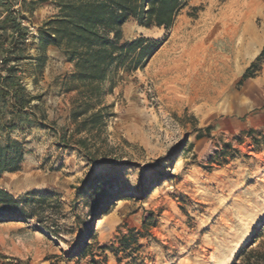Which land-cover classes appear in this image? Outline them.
Returning <instances> with one entry per match:
<instances>
[{
	"label": "rangeland",
	"instance_id": "rangeland-1",
	"mask_svg": "<svg viewBox=\"0 0 264 264\" xmlns=\"http://www.w3.org/2000/svg\"><path fill=\"white\" fill-rule=\"evenodd\" d=\"M37 6L54 12L46 0ZM122 33L160 44L142 69L114 75L104 98L112 115L89 146L93 161L59 138L73 129L71 101L68 107L61 97L68 71L61 56L47 55L41 70L23 61L41 98L34 123L9 132L27 152L0 183L24 178L17 189L1 186L14 196L50 192L62 216L44 215L58 224L57 236L35 217L0 222V264H230L264 223V61L239 83L244 47L264 45V0H190L168 30L130 19ZM83 179L102 188L90 197ZM94 198L108 200V211L92 238L79 242L76 216L90 221ZM128 234V248L116 254ZM85 242L86 255L73 256Z\"/></svg>",
	"mask_w": 264,
	"mask_h": 264
},
{
	"label": "trees",
	"instance_id": "trees-1",
	"mask_svg": "<svg viewBox=\"0 0 264 264\" xmlns=\"http://www.w3.org/2000/svg\"><path fill=\"white\" fill-rule=\"evenodd\" d=\"M38 1L23 0V12L32 11ZM53 6L54 12L38 26V44L32 57H25L27 45L18 22L7 7L5 22L0 24V180L5 172H17L27 152L23 142L10 138L9 132L23 126H31L34 121L33 100L41 95H31L19 83L17 64L22 60H31L41 70L46 61L49 47L58 49L68 63L73 64L69 75L63 79L64 92H75L71 98L69 120L73 129L60 135L65 141H74L79 149L86 150L89 161L94 160V152L89 146L96 136L105 130V122L112 115L109 104L104 98L112 89L113 77L119 69L126 72L142 69L158 48L160 41L139 36L124 39L123 25L133 19L145 28L163 27L168 30L176 20L177 14L190 0H46ZM8 0H0V5L8 6ZM19 30L16 39L6 35V31ZM5 44L8 46L5 47ZM257 57L248 65L239 83L254 76L255 68L264 61V45ZM14 62V65L10 63ZM36 81V80H35ZM33 81V82H35ZM78 134H84L74 138ZM83 187L89 186L88 196L102 188L100 181L83 179ZM110 202L94 198L88 206L87 217L90 221L81 222L77 217L79 242L92 238L94 224L108 211ZM46 213L50 216H62V203L50 192L26 191L18 196L12 195L0 183V222L21 221L29 217L39 222L51 235L57 236L58 224H46ZM57 222V221H56ZM119 237V247L113 251H125L127 239ZM89 243L85 242L76 252L77 257L86 255ZM72 256V257H73ZM88 264H101L94 259ZM230 264H264V223L261 224L247 242L239 246Z\"/></svg>",
	"mask_w": 264,
	"mask_h": 264
},
{
	"label": "built area",
	"instance_id": "built-area-1",
	"mask_svg": "<svg viewBox=\"0 0 264 264\" xmlns=\"http://www.w3.org/2000/svg\"><path fill=\"white\" fill-rule=\"evenodd\" d=\"M10 11L15 17L16 22H18L19 28L22 31L23 40L27 45V52L33 54L38 44V24L34 20H32L31 16L22 11L21 4H19L18 2L11 4ZM18 33L19 30L17 29L11 30L9 35L11 36V38L16 39ZM3 56L4 55L0 54V68L2 66ZM10 64L14 65V62H11ZM16 67L18 68L17 74L19 76V83L25 88L27 93L35 96V86L33 85L32 80L28 79L27 76H25V73L21 70V66L19 64H17ZM35 103L36 100L31 101V104Z\"/></svg>",
	"mask_w": 264,
	"mask_h": 264
},
{
	"label": "crops",
	"instance_id": "crops-1",
	"mask_svg": "<svg viewBox=\"0 0 264 264\" xmlns=\"http://www.w3.org/2000/svg\"><path fill=\"white\" fill-rule=\"evenodd\" d=\"M18 1V3H22L23 0H16ZM26 14H29L30 16H34L36 17L38 20H45L47 19L51 13L49 12H44L43 11V8L41 6H37L35 5L33 7V10L32 11H25ZM6 15H7V11L6 10H0V24H2V22H5L6 20ZM10 29H8L6 31V35H9L10 34ZM1 32V31H0ZM8 46L7 44H5V47ZM263 46H248V47H244V52H245V69L248 67V65L257 57V55L260 53L259 51L261 50ZM59 54L61 57V60H63L66 68H67V75L70 74V72L72 71L73 69V64L72 63H68L66 61V58L64 57V55L62 54V52H60L58 49H56L55 47H49L46 51V56L49 54ZM51 58H47V62L50 60ZM24 60H22L20 62L21 66H22V63H23ZM251 79V78H249ZM249 79L247 81H249ZM72 95V92L71 93H62L61 94V97L62 96H65V98L63 99L64 100V103L66 106L69 107V102L71 101V96Z\"/></svg>",
	"mask_w": 264,
	"mask_h": 264
},
{
	"label": "bare ground",
	"instance_id": "bare-ground-1",
	"mask_svg": "<svg viewBox=\"0 0 264 264\" xmlns=\"http://www.w3.org/2000/svg\"><path fill=\"white\" fill-rule=\"evenodd\" d=\"M242 47H244V46L242 45ZM1 183H9L11 186H14L17 189L20 186L26 184L27 182H26V180L24 178H20L19 179V178L15 177L13 179H11V178H9V179L5 178V179L2 180Z\"/></svg>",
	"mask_w": 264,
	"mask_h": 264
}]
</instances>
